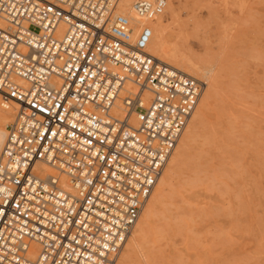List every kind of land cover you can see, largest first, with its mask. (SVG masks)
<instances>
[{"label": "built area", "instance_id": "1", "mask_svg": "<svg viewBox=\"0 0 264 264\" xmlns=\"http://www.w3.org/2000/svg\"><path fill=\"white\" fill-rule=\"evenodd\" d=\"M119 3L0 0V96L17 104L0 264H114L197 105L203 82L147 51L166 0H134L135 18Z\"/></svg>", "mask_w": 264, "mask_h": 264}, {"label": "rangeland", "instance_id": "2", "mask_svg": "<svg viewBox=\"0 0 264 264\" xmlns=\"http://www.w3.org/2000/svg\"><path fill=\"white\" fill-rule=\"evenodd\" d=\"M180 12L183 46L207 70L213 64L218 93L187 142L191 164L173 168L163 196L151 198L154 215L142 233L146 238L133 246L125 242L117 259L125 255L126 264H264V0H180ZM185 207L192 211L191 220Z\"/></svg>", "mask_w": 264, "mask_h": 264}, {"label": "bare ground", "instance_id": "3", "mask_svg": "<svg viewBox=\"0 0 264 264\" xmlns=\"http://www.w3.org/2000/svg\"><path fill=\"white\" fill-rule=\"evenodd\" d=\"M133 1L134 0H120L119 8H120V11L122 13L129 14L132 18H135V16L133 15V13L131 11V5H132ZM166 14H167V16H166ZM180 15H181V12H180V0H166L163 12L161 14H159L158 16H156L153 20L148 21V26L151 28V36H150V39H149V42H148V45H147V51L151 55H153L156 58L162 60L163 62H165V63H167V64H169V65H171L173 67H176V68H178V69H180V70H182V71H184V72L196 77L197 79H199V77H203L206 81H203V80L199 79V80H201L203 82V89H202L201 96H200V98H199V100L197 102V105H196L194 111L192 112V114H191V116H190V118H189V120L187 122V125L184 128L180 138L178 139V142H177L175 148L173 149L172 154L169 157V160H168L165 168L163 169L162 173L158 177V179L156 181V184L154 185V188H153L152 192L150 193L149 197L145 201V203L143 205V208H142V210H141V212L139 214V217L136 220V222H135V224H134V226L132 228L131 233L128 235V237L125 240V242L130 240L129 242L133 243L132 246L136 242L138 243V241L141 240L142 233L144 231H146V229L148 228L147 227V225H148L147 224V219H148V217L150 215H152V216L154 215V212H153V214L151 213L152 209H153V204H152V199L151 198H153L155 196L158 197V195L159 196L162 195L161 192L163 191L164 185L167 182L166 181L167 174L170 171H172L173 168H178L181 164H185V163L191 164L190 157H192V155L189 156V154H191V152L189 153V151L186 150L187 142H189L192 139L191 137H192L193 133H195L194 131H195L196 127H197V124L202 122L204 111L207 109L209 101H210L213 93H216V94L218 93V92H215V90L217 88V84L219 83L218 82L219 81L218 80L219 77L218 76H217L218 78L216 77V75L218 73L216 74L215 69L214 70L212 69V65L213 64L210 65L211 69L207 70L206 68H204V66H202V64H201L202 61L200 62V60L198 59L199 57H197V56H195V54H192L191 52H189L188 49H185V47L183 46V44L186 41V38H185V34H184V31H183V28H182V25H181V18H180L181 16ZM134 23H135V26H134L135 28H134V30L132 32L133 35L136 34L137 28L140 26V24L142 22L139 19H136ZM223 60L219 59V61H223ZM226 62H227V60H226ZM219 63H221V62H219ZM227 64H229V63L227 62L225 65H227ZM215 65H216V62H215ZM223 65L224 64H222L220 67L222 68ZM227 69H228V67H226V70ZM211 70L215 71V74ZM222 71H224V70H222ZM16 108H17V104L13 100H10L7 103H3L1 101V96H0V149L2 147L4 138H5L6 125L12 120L13 115H14V113L16 111ZM229 142H231V139L229 140ZM222 146H224V145H222ZM226 147L224 146V149H226ZM173 152H174V154H173ZM167 165H168V167H167ZM39 169H40V172L43 175H48V174H53L54 173L53 169H51L47 165H40ZM195 171L197 172V170H195ZM197 173H199V172H197ZM212 173H213V171H212ZM193 177H195V174H194ZM196 177H197V175H196ZM196 177H195V179H196ZM203 177H204V174H203ZM216 177H218V176H216ZM203 179H200V180L202 181ZM200 180H199V182H200ZM204 180L202 182H204ZM209 180H211V179H209ZM217 180H219V179H217ZM210 182H212V181H210ZM185 202H186V200H185ZM192 207H193V204H192ZM186 209H187V211H186ZM186 209H182V210H185L186 213H188V217H189L190 216L189 214L192 211L190 210V212H189L188 211L189 209L188 208H186ZM180 210L181 209H179V211ZM182 210H181V212H182ZM176 212H178V210ZM183 213H184V211H183ZM186 213H185V215H187ZM172 217L175 218V215L173 214ZM182 217H183V221H184V214H183ZM182 217H180V218L182 219ZM185 217H187V216H185ZM189 219H190V217H189ZM186 221H184V223H186ZM178 222H180V221H178ZM176 224H175V226H176ZM178 226H179V224H178ZM145 227H147V228H145ZM149 227H151V225ZM154 227H153V230H154ZM180 228H183V227L181 226ZM156 230H160L161 231V229H159V228L158 229L156 228ZM179 230L176 233L177 235H178ZM147 232H145V234H147ZM148 233H150V234L152 233L153 234L154 232L152 231V232H148ZM160 233H158L159 236H160ZM165 233H166V231H165ZM180 233H181V231H180ZM155 234L156 233H154V235ZM179 235H181V234H179ZM143 236H145V235H143ZM143 236H142V238H143ZM145 238H143L142 240H144ZM125 242H124V245L126 244ZM129 244L130 243H128V245ZM124 245H123V247H124ZM123 247H122V249H123ZM124 256H119L118 259L116 258L117 260L115 261L114 264H126Z\"/></svg>", "mask_w": 264, "mask_h": 264}, {"label": "snow or ice", "instance_id": "4", "mask_svg": "<svg viewBox=\"0 0 264 264\" xmlns=\"http://www.w3.org/2000/svg\"><path fill=\"white\" fill-rule=\"evenodd\" d=\"M14 95H15V93H13V96ZM109 95H111V94H109ZM112 131H116V129H112ZM93 154L95 155V153H93ZM113 175H115V173H113ZM146 179H147V177H146ZM151 182L152 181L149 180V183H151ZM5 202H7V201H5ZM0 211H3V209H0ZM77 223H79V221H77ZM52 239H53V241H55V237H53ZM104 248H108V244L107 243L104 245ZM56 264H60V261H57Z\"/></svg>", "mask_w": 264, "mask_h": 264}]
</instances>
